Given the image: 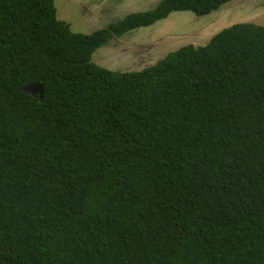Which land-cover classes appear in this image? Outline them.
Segmentation results:
<instances>
[{"label":"trees","instance_id":"trees-1","mask_svg":"<svg viewBox=\"0 0 264 264\" xmlns=\"http://www.w3.org/2000/svg\"><path fill=\"white\" fill-rule=\"evenodd\" d=\"M230 1L161 0L82 34L55 0H0V264H264V25L140 71L92 61Z\"/></svg>","mask_w":264,"mask_h":264},{"label":"rangeland","instance_id":"rangeland-1","mask_svg":"<svg viewBox=\"0 0 264 264\" xmlns=\"http://www.w3.org/2000/svg\"><path fill=\"white\" fill-rule=\"evenodd\" d=\"M161 0H55L57 17L73 32L89 34L127 14L152 10ZM240 22L264 25V0H232L209 15L173 12L150 27L115 37L98 48L92 61L113 71H140L155 65L172 51L207 44L222 29Z\"/></svg>","mask_w":264,"mask_h":264},{"label":"water","instance_id":"water-1","mask_svg":"<svg viewBox=\"0 0 264 264\" xmlns=\"http://www.w3.org/2000/svg\"><path fill=\"white\" fill-rule=\"evenodd\" d=\"M24 91L26 93H31V94H40V97L43 98L44 86L42 84H39V83L32 84V85L24 88Z\"/></svg>","mask_w":264,"mask_h":264},{"label":"clouds","instance_id":"clouds-1","mask_svg":"<svg viewBox=\"0 0 264 264\" xmlns=\"http://www.w3.org/2000/svg\"><path fill=\"white\" fill-rule=\"evenodd\" d=\"M233 25V24H232ZM227 28V27H226ZM220 32V31H219ZM217 34V33H216ZM200 46H203V45H200Z\"/></svg>","mask_w":264,"mask_h":264}]
</instances>
